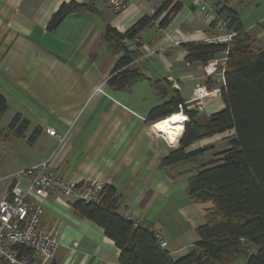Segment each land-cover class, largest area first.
Here are the masks:
<instances>
[{"label":"crops","instance_id":"crops-1","mask_svg":"<svg viewBox=\"0 0 264 264\" xmlns=\"http://www.w3.org/2000/svg\"><path fill=\"white\" fill-rule=\"evenodd\" d=\"M164 1L0 0V95L7 102L0 134L1 123L7 120L8 140L20 153L16 171L49 159L66 180L112 187L118 196V212L129 211L138 224L160 234L162 247L176 261L193 249L198 239L196 229L205 224L206 211L213 205L194 203L189 198L187 185L197 172L195 166L185 165L188 162L160 165L161 159L178 147L182 134L171 145L162 133L164 119H146L152 108L175 94L187 110L198 112L199 124L224 108L220 94L212 92L220 86L219 74L207 77L204 65L185 61V44L204 42L214 35L213 17L200 13L196 0H172L181 8L169 24L159 27L165 10L139 33L141 54L156 52L136 65L143 78L124 90L107 84L119 54L109 50L102 39L107 25L125 33L142 17L151 16ZM70 2L86 7L68 15L50 31L47 26L52 15ZM208 4L223 10V14L226 9L236 12L254 45L263 49L258 41L260 34L253 32L256 26H246L235 8L209 0ZM256 18L257 26L264 29V10ZM172 35L182 44L167 48V37ZM125 46L136 49L132 41H126ZM155 83L165 90L166 97L159 96ZM203 87L211 95L194 99L195 91ZM17 114L28 122L23 137L8 130ZM186 122L185 116L182 133ZM47 128L54 129L62 141L48 135ZM214 137L197 141L188 150L207 148V140ZM211 150L202 158L212 156ZM10 174L2 178L6 183L1 187L0 200L10 189V181L5 179ZM73 202L56 196L42 201L40 228L58 239L51 264H119L114 243L101 228L79 217L72 209ZM160 202L170 206L168 210L177 220L185 219L188 231L165 227L159 221V211L164 208Z\"/></svg>","mask_w":264,"mask_h":264},{"label":"trees","instance_id":"trees-1","mask_svg":"<svg viewBox=\"0 0 264 264\" xmlns=\"http://www.w3.org/2000/svg\"><path fill=\"white\" fill-rule=\"evenodd\" d=\"M85 7L74 2L62 4L47 28L54 30L65 17ZM180 8L179 3L165 0L151 16L142 17L125 33L109 25L105 27L103 42L119 54L107 80L108 86L124 90L143 78L139 68L132 64L142 55L137 42L139 33L166 10L159 21V27L165 28ZM218 13L237 34L231 43L226 46L195 42L185 44L184 49L187 63L201 65L228 49L223 73L225 87L219 93L224 108L199 124L198 112L187 110L182 98L175 94L152 108L146 119L148 122L166 119L179 113V105L187 117L178 147L160 161L164 167L201 158L208 147L188 150L197 141L233 133L228 139V149L201 164L188 180L190 200L211 203L213 208L206 211L205 224L196 229L198 239L193 249L174 261L170 252L155 239V231L122 217L118 212V196L112 187L104 186L97 204L74 201L73 211L101 228L114 243L119 251V264H227L239 257L245 259L244 264H264V50L254 45L236 12L226 9L223 14L219 9ZM126 41L135 42L136 49H128ZM154 85L161 98L167 96L158 83ZM6 111L7 102L0 95V120ZM27 127L28 122L17 114L8 130L16 137H23Z\"/></svg>","mask_w":264,"mask_h":264},{"label":"built area","instance_id":"built-area-1","mask_svg":"<svg viewBox=\"0 0 264 264\" xmlns=\"http://www.w3.org/2000/svg\"><path fill=\"white\" fill-rule=\"evenodd\" d=\"M196 6L200 13L213 17L215 33L212 37L205 39L204 43L228 46L237 34L229 28L225 18L218 13L216 7L208 4V0H196ZM167 39V48L182 44L175 35ZM155 52L147 50L132 64H141ZM227 56L228 49H225L219 57L204 65V73L207 77L214 73L220 76V86L212 92L220 93V90L225 87L223 73ZM195 92L194 99H204L212 93L206 91L204 87ZM178 109L179 113H183L181 105ZM46 133L57 137L59 142L62 141L54 129L47 128ZM5 179L10 181V189L0 200V264H51L58 248V239L56 235L42 231L40 228L43 216L42 201L56 196L97 204L101 201L104 188V185L98 182H77L62 178L53 169L49 159L18 170ZM121 215L125 220L137 223L129 211ZM155 239L163 246L160 234L156 233Z\"/></svg>","mask_w":264,"mask_h":264},{"label":"rangeland","instance_id":"rangeland-1","mask_svg":"<svg viewBox=\"0 0 264 264\" xmlns=\"http://www.w3.org/2000/svg\"><path fill=\"white\" fill-rule=\"evenodd\" d=\"M211 3L213 4H220L222 6V4H227L229 7L231 8H235L237 10V12H239V15H241V20L245 23V25L247 26V24H251L253 23L254 26H256L253 29V32L255 34H260V39H258V41L260 42V46L263 47L264 49V29H262L260 26H257V24L259 22H257L256 20H258V18L255 19L256 14L258 15L259 13H261L264 10V0H209ZM248 22V23H247ZM264 27V24L262 25ZM259 44V43H258ZM7 120H4L1 123V129L2 132L0 134V191H1V187L4 185V183H6V181L2 180V178L4 176H6L7 174L10 173H14L17 170V162L19 161L18 158L19 154L18 153V149L16 152V149L14 147V145L9 142L8 138H10V136L8 135V132L6 130L7 128ZM233 135L232 132L230 133H226L224 135H219V136H215L212 139L207 140V145L206 147L211 150L210 154H217V153H221L223 151H225L226 149H228V139ZM6 140L5 143H3V140ZM212 156H204L203 158H199L198 162L195 163V165H193V162H188L189 167H196V169L203 163H206L207 161H209L208 159L211 158L213 159L214 157ZM210 159V160H211ZM182 179H186V177L182 176ZM186 194V192H185ZM187 195V194H186ZM164 204V208L160 209L159 206V221L164 222L165 223V227L166 226H172L174 228L177 229H183V230H187L188 231V227L187 224L184 220H180V217H178L179 220H177L175 218V216L173 215L172 211L168 210V207L170 206H166L165 207V203L160 202V205ZM255 251L252 252V254H254ZM245 259H243L242 257L236 258L234 260L229 261L227 264H244Z\"/></svg>","mask_w":264,"mask_h":264},{"label":"bare ground","instance_id":"bare-ground-1","mask_svg":"<svg viewBox=\"0 0 264 264\" xmlns=\"http://www.w3.org/2000/svg\"><path fill=\"white\" fill-rule=\"evenodd\" d=\"M185 122L183 114H172L164 119L162 133L166 141L174 145L182 134V124Z\"/></svg>","mask_w":264,"mask_h":264}]
</instances>
